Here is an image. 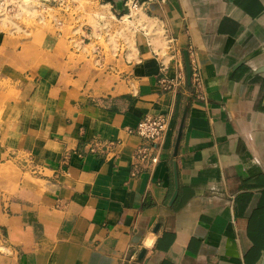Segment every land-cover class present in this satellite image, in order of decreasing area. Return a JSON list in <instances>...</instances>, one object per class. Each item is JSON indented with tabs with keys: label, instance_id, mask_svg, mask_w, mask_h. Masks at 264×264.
I'll return each mask as SVG.
<instances>
[{
	"label": "crops",
	"instance_id": "1",
	"mask_svg": "<svg viewBox=\"0 0 264 264\" xmlns=\"http://www.w3.org/2000/svg\"><path fill=\"white\" fill-rule=\"evenodd\" d=\"M52 1L0 27V264H264V0Z\"/></svg>",
	"mask_w": 264,
	"mask_h": 264
},
{
	"label": "rangeland",
	"instance_id": "2",
	"mask_svg": "<svg viewBox=\"0 0 264 264\" xmlns=\"http://www.w3.org/2000/svg\"><path fill=\"white\" fill-rule=\"evenodd\" d=\"M75 4L78 6L75 10V14L78 15L76 20L81 23L85 19L87 9L84 2ZM88 21L91 23L92 18L88 17ZM63 23L64 21H61L54 12L52 0H21L15 4L12 14L0 15V27L3 30L34 43L41 42L43 35L53 36ZM2 104L0 100V108Z\"/></svg>",
	"mask_w": 264,
	"mask_h": 264
},
{
	"label": "built area",
	"instance_id": "3",
	"mask_svg": "<svg viewBox=\"0 0 264 264\" xmlns=\"http://www.w3.org/2000/svg\"><path fill=\"white\" fill-rule=\"evenodd\" d=\"M21 0H0V15H10L15 10V4ZM129 8L138 7V0H129ZM181 80V76L178 77ZM199 80L198 74L194 73V81ZM160 84L164 89L172 88L176 85L171 80H161ZM168 117L164 115L146 116L136 125L132 132L146 141V145L139 147L134 153L135 167L153 168L159 161L158 152L161 141L168 128Z\"/></svg>",
	"mask_w": 264,
	"mask_h": 264
},
{
	"label": "water",
	"instance_id": "4",
	"mask_svg": "<svg viewBox=\"0 0 264 264\" xmlns=\"http://www.w3.org/2000/svg\"><path fill=\"white\" fill-rule=\"evenodd\" d=\"M190 66L188 64V61H187V77H188V80L190 81ZM260 72H264V67H262V69L260 70ZM177 183V182H176Z\"/></svg>",
	"mask_w": 264,
	"mask_h": 264
},
{
	"label": "bare ground",
	"instance_id": "5",
	"mask_svg": "<svg viewBox=\"0 0 264 264\" xmlns=\"http://www.w3.org/2000/svg\"><path fill=\"white\" fill-rule=\"evenodd\" d=\"M124 20V19H123Z\"/></svg>",
	"mask_w": 264,
	"mask_h": 264
}]
</instances>
